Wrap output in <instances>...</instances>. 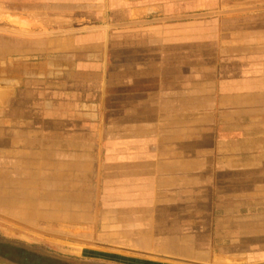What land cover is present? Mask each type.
<instances>
[{
    "label": "crops",
    "instance_id": "0c3cea01",
    "mask_svg": "<svg viewBox=\"0 0 264 264\" xmlns=\"http://www.w3.org/2000/svg\"><path fill=\"white\" fill-rule=\"evenodd\" d=\"M6 1L0 194L89 171L107 262L264 264V0Z\"/></svg>",
    "mask_w": 264,
    "mask_h": 264
},
{
    "label": "rangeland",
    "instance_id": "374dc122",
    "mask_svg": "<svg viewBox=\"0 0 264 264\" xmlns=\"http://www.w3.org/2000/svg\"><path fill=\"white\" fill-rule=\"evenodd\" d=\"M0 8L7 13L10 3L0 2ZM98 137L104 142L105 131L98 132ZM96 181L87 171L79 180H32L39 186L0 194V243L12 249H1L0 258L8 257L15 264H112L100 254L121 250V243L115 242L120 237L114 235L115 227L107 225L111 216L102 188L98 192L94 188ZM123 257L113 264L134 262Z\"/></svg>",
    "mask_w": 264,
    "mask_h": 264
},
{
    "label": "flooded vegetation",
    "instance_id": "af4514ba",
    "mask_svg": "<svg viewBox=\"0 0 264 264\" xmlns=\"http://www.w3.org/2000/svg\"><path fill=\"white\" fill-rule=\"evenodd\" d=\"M8 247H9V248H8ZM1 249L9 250V252H12L11 247H10L9 245H7V244H5V246H4V244H1V243H0V250H1ZM5 250H4V251H5ZM1 251H2V250H1ZM1 251H0V253H1ZM0 259L3 260V261L5 262L4 264H15V263H16V262L13 263L14 261L12 260V261H13V262H12L11 259L8 258V257H4V258L2 257V258H0Z\"/></svg>",
    "mask_w": 264,
    "mask_h": 264
}]
</instances>
